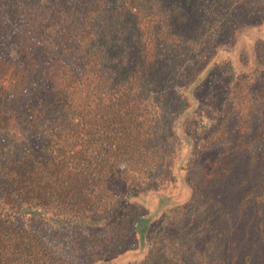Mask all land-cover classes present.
I'll return each instance as SVG.
<instances>
[{"label": "trees", "instance_id": "16d2710c", "mask_svg": "<svg viewBox=\"0 0 264 264\" xmlns=\"http://www.w3.org/2000/svg\"><path fill=\"white\" fill-rule=\"evenodd\" d=\"M263 18L0 0V264H264Z\"/></svg>", "mask_w": 264, "mask_h": 264}, {"label": "rangeland", "instance_id": "374dc122", "mask_svg": "<svg viewBox=\"0 0 264 264\" xmlns=\"http://www.w3.org/2000/svg\"><path fill=\"white\" fill-rule=\"evenodd\" d=\"M260 1V0H259ZM250 15H254L255 16V14H250ZM264 19V18H263ZM230 48H233L232 46H230ZM238 48V54H241V55H244L245 53H246V51H247V45L245 46V45H243V44H239V47H237ZM235 49V48H234ZM229 52H233V51H229ZM241 58V57H240ZM242 59V58H241ZM256 61H257V59H256ZM186 131H187V133H189V131H191V128H188V129H186ZM190 136H192V135H189V136H187L188 137V139L189 140H191V138H190ZM213 141H215V138H213ZM184 142V141H183ZM184 144L186 145V143L184 142ZM188 145H189V143H188ZM187 145V146H188ZM211 147H212V143H211V145H210ZM181 154H179V153H177L176 155H175V165H176V162L177 161H179L180 159H181ZM174 161H173V163H174ZM172 179L174 180L173 182H172ZM185 179H186V175L183 173V170L181 171V173H180V171H178V169H173V175H172V178H171V183H170V185L168 186V187H170V189H174V193H178V192H180V190H181V188H182V184L183 183H185ZM237 192L239 193L240 191L237 189ZM233 198L234 199H236V197H234L233 196ZM239 204L241 205V206H244L245 205V203H241V202H239ZM225 211L227 212V213H234L235 212V206H234V204L233 203H228L227 201H225ZM239 210H240V212H239V214H238V216H237V214L236 213H234V214H231L234 218L237 216V218H236V222H235V226L236 227H238L239 229H241V227L246 223V219L241 215L242 213H244L247 209H243V210H241L240 208H238ZM219 220H220V222H221V224H222V218L220 217L219 218ZM146 226H147V219H142V220H140L139 222H138V224H137V227H136V232H137V237H138V240L139 241H141L142 239H143V236H144V232H145V228H146ZM216 228V227H215ZM253 228L255 229V227L253 226ZM219 229V228H218ZM211 230H215V229H211ZM210 236H213L214 237V235H210ZM232 242V241H231ZM251 242V241H250ZM249 242V243H250ZM196 251H202V249L200 248V247H198V246H196L195 248H194ZM206 250V249H205Z\"/></svg>", "mask_w": 264, "mask_h": 264}]
</instances>
